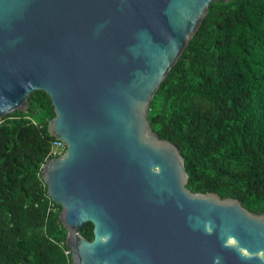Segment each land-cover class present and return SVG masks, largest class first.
I'll return each mask as SVG.
<instances>
[{
    "label": "water",
    "instance_id": "95a60500",
    "mask_svg": "<svg viewBox=\"0 0 264 264\" xmlns=\"http://www.w3.org/2000/svg\"><path fill=\"white\" fill-rule=\"evenodd\" d=\"M218 1L0 0V120L35 90L52 101L47 130L66 149L41 178L71 264H264V212L188 189L183 155L147 117Z\"/></svg>",
    "mask_w": 264,
    "mask_h": 264
},
{
    "label": "trees",
    "instance_id": "16d2710c",
    "mask_svg": "<svg viewBox=\"0 0 264 264\" xmlns=\"http://www.w3.org/2000/svg\"><path fill=\"white\" fill-rule=\"evenodd\" d=\"M28 104L0 120V264H71L61 206L41 178L54 107L43 90ZM147 117L183 155L188 189L264 209V0L210 3ZM80 233L92 239V223Z\"/></svg>",
    "mask_w": 264,
    "mask_h": 264
},
{
    "label": "built area",
    "instance_id": "2783aa9c",
    "mask_svg": "<svg viewBox=\"0 0 264 264\" xmlns=\"http://www.w3.org/2000/svg\"><path fill=\"white\" fill-rule=\"evenodd\" d=\"M65 149H66L65 142H63L57 138H53L50 141L49 150H48L47 157H46L45 161L50 157L61 155V153H63L65 151ZM44 162L42 163L41 168H42Z\"/></svg>",
    "mask_w": 264,
    "mask_h": 264
},
{
    "label": "flooded vegetation",
    "instance_id": "af4514ba",
    "mask_svg": "<svg viewBox=\"0 0 264 264\" xmlns=\"http://www.w3.org/2000/svg\"><path fill=\"white\" fill-rule=\"evenodd\" d=\"M263 212H264V209L260 210L259 212H255V213H263Z\"/></svg>",
    "mask_w": 264,
    "mask_h": 264
}]
</instances>
